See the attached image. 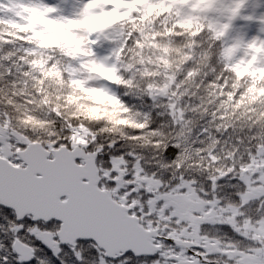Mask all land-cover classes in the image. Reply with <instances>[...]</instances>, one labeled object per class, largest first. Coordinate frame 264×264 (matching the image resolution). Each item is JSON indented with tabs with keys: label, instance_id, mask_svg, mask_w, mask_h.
Masks as SVG:
<instances>
[{
	"label": "snow or ice",
	"instance_id": "obj_1",
	"mask_svg": "<svg viewBox=\"0 0 264 264\" xmlns=\"http://www.w3.org/2000/svg\"><path fill=\"white\" fill-rule=\"evenodd\" d=\"M230 2L235 8L223 24L227 35L201 53L213 72L208 82L219 76L221 86L228 77L216 73L213 61L220 62L222 51L252 48L257 43L264 46V12L249 14V0ZM33 3L50 20L64 17L71 6L72 13L64 17L71 21L86 13L94 0ZM111 10L106 8L104 13ZM104 13L93 11L91 16ZM237 23H257L256 34L249 37L237 31ZM134 43H138L135 35L122 33L115 38L109 27L89 35L86 55L101 67L111 68L117 56L127 53ZM8 74H12L10 67ZM92 86L116 96L125 108L132 107L129 98H146L154 111L162 99L168 105L172 127L177 131L184 127L185 114L181 110L177 117L171 96H138L103 78ZM142 116L151 121L152 112ZM60 122L59 136L45 143L26 131H17L6 115L0 114V264H214L213 257H223L227 264H264V238H254L257 231L264 232V167L249 171L264 165V142L250 147L247 159L240 158L239 164L238 157L229 152L223 157L224 169L209 174L206 186L199 188L197 181L186 179L182 172L175 178L159 174L177 164L182 152L179 140L173 139L162 150L154 149L153 159L158 163L147 169L140 155L124 150L125 142L118 139L114 142L89 135L86 145L74 147L71 138L79 126ZM157 130L151 123L145 128L141 121L129 138ZM95 131L89 129L90 133ZM208 132L201 129L202 135ZM202 158L214 169L220 163L215 150L202 153ZM222 189H228L225 195H219ZM252 205L258 212L256 217L248 214ZM206 225L223 233L224 238L209 236L204 231ZM245 225L251 230L245 232ZM183 228L198 242L190 247L182 245L173 229L178 234ZM231 237L249 243L240 247Z\"/></svg>",
	"mask_w": 264,
	"mask_h": 264
},
{
	"label": "trees",
	"instance_id": "obj_2",
	"mask_svg": "<svg viewBox=\"0 0 264 264\" xmlns=\"http://www.w3.org/2000/svg\"><path fill=\"white\" fill-rule=\"evenodd\" d=\"M167 2L169 4L165 5ZM204 2L200 0L198 7H204ZM260 2L264 7V0ZM106 7H110L111 12L93 27L86 26L82 35L84 41H78L70 36V29L63 23L50 20L48 14L38 13L42 9L33 0H0V114L6 115L17 131L28 133L35 128L37 133L34 135L47 143L54 136H48L46 131L51 128L59 133L63 127L61 120L69 126L76 124L81 127L74 130L76 134L85 127L82 132L87 138L91 134L111 138L114 142L117 139L124 141V150L138 153L147 169L158 163L153 159L154 149L162 150L176 139L182 148L178 167L173 164L163 171L158 170L159 174L162 178H175L182 172L186 179L197 181L199 188L206 186L209 174L224 169L226 162L223 157L229 152L238 157L236 163L239 164L240 158L247 159L250 147L255 148L257 142H264L262 46L248 48L246 57L235 51L229 53L228 49L222 51L220 62L213 61L216 73L228 77L221 86L219 76L215 82H208L213 79V72L207 58L201 57L210 43L223 40L227 35L218 28L221 22L216 13L201 20L194 15L188 24L182 26L184 23L177 22L182 12H177L169 0H120ZM171 9L174 12H170ZM29 15L35 19L26 20ZM109 27L115 38L126 33L135 35L138 43H134L127 53L118 55L111 68H103L92 59L87 64L84 48L89 50V35ZM220 33L223 35H218ZM9 67L11 75L8 74ZM85 72L95 83L99 78L110 80L122 85V91L138 96L145 93L158 98L171 96L177 106V117H180L181 110L185 114L184 127L179 131L172 127L168 105L162 99H158L153 111L154 106L146 98H129L132 107L125 108L116 96L109 95L98 86L88 92L83 78ZM74 103L85 114H88L85 112L87 104L91 103L97 110V119L91 121L92 124L76 119L66 109ZM64 104H68L67 107ZM149 111L152 112L151 121L142 116ZM52 113L55 115H50ZM141 121H144L145 128L151 123L158 130L145 131L143 135L130 139L133 127ZM46 125L49 128L45 131L37 129ZM202 128L209 130L207 135L201 134ZM89 129L96 131L90 133ZM216 129L220 132L217 133ZM238 139L240 143H237ZM154 140L159 143L154 144ZM88 142L87 139L86 143L82 141L73 145H86ZM213 150L220 161L215 169L202 158V153ZM260 167L264 165L249 171H260ZM227 191L222 189L219 195H225ZM248 214L258 215L255 205L250 206ZM243 230L250 231L251 226L245 225ZM204 231L209 236L224 238L223 233L214 227L206 225ZM181 234L188 236L190 232L183 228L177 234L173 229L177 238ZM190 236V241L198 242L192 233ZM231 238L240 247L249 243L240 237ZM254 238L264 237L256 235ZM212 260L214 264H227L223 257H213Z\"/></svg>",
	"mask_w": 264,
	"mask_h": 264
},
{
	"label": "rangeland",
	"instance_id": "obj_3",
	"mask_svg": "<svg viewBox=\"0 0 264 264\" xmlns=\"http://www.w3.org/2000/svg\"><path fill=\"white\" fill-rule=\"evenodd\" d=\"M171 1L173 2L174 7L176 8V11L182 12L181 15H179V17L177 18V22L179 24L182 25V23H184L182 26H185V24H188L190 22L189 20L194 15H196L194 18L201 20L204 17L210 18L211 15L216 13L217 19L221 22V24H219L218 28L222 32H225L227 34L228 30L224 29L223 24L227 21L228 16H230L232 14V9L235 8V5L232 4L230 2V0H203V1H205L204 7H202V6L198 7L200 0H169V2H171ZM260 1L261 0H249L247 12L249 14H253V15H257L261 12H264L263 4ZM114 2H116V0ZM97 3L98 2L96 0H94V3L91 5V7L89 9H87L86 13H82L80 18H77V19H74L71 21L64 18V17H67L68 15H70L72 13L73 8L70 6L64 12V17L54 19V20L58 21L60 23H63L64 27H67L68 29H70V36H73L74 39L77 38L78 41H84V39L82 37L83 32H84V28L86 26L88 28L93 27L94 24L99 23V22L94 21V18L100 19V18L104 17L106 14L103 12L105 8H102V9L98 8L96 11L104 13V14H102L98 17H92L90 14L89 18H87L88 17L87 14L93 12L92 7L95 6V4H97ZM167 4H169V3L168 2L165 3V5H167ZM100 10H102V11H100ZM172 11L173 10L171 9L170 12H172ZM38 13L47 15V13L44 12L43 10H40ZM186 14H188V15L185 16ZM183 16H185V17H183ZM30 19H35V18L32 15H29L26 18V20H30ZM81 20L83 22H81ZM208 20L210 21V19H208ZM211 25H212V23H211ZM76 26H79V27H76ZM76 28H79V30L76 31ZM236 28H237V31H240L242 33H246L249 37H251V36L256 34L258 24L257 23H251V24L245 23V24L241 25L240 23H237ZM233 35H235V32H233ZM37 39L39 40L40 37L38 36ZM260 46L261 45H259V43H257L255 45V48H259ZM262 49H263L262 53L264 54V46H262ZM228 50L230 51L229 53H231L232 51L239 52L241 57H246L247 55H249L248 48H245V47H238L235 49H228ZM87 52H88L87 49L84 48V55H86ZM86 57H87V55H86ZM89 60H91V58L87 57V60H86L87 64L89 63ZM88 77L89 76H88L87 72H85L83 78L85 79V83H86V86L88 88L87 90L89 92V91L97 89V86L96 87L92 86L95 84V82L93 79L90 80ZM74 94L77 95L76 91ZM82 96L85 97L86 99L88 98L87 96H85V94H82ZM78 100H79V98H76V101H78ZM88 101H90V100H88ZM76 103L69 104L70 105L69 108H66V109L70 110L74 116H76V119H80V120L84 119V120H86V122H89V123H91V121L94 122L97 119V117L95 116V114H97V110L95 108H92V106L90 105L91 103L87 104L88 106L85 108V112L88 114L80 112V107ZM64 105L67 107L68 104H64ZM96 105H99V104H96ZM51 124H53V123L51 122ZM30 127H34V126H28V128H30ZM48 128H49V125H46L44 127H37V129H39L40 131H45ZM79 128H81V127H79ZM84 129H85V127L80 129V132H77V134L75 131V135L72 137L73 139H75L73 141V144H76V142L81 143L82 141L85 143L87 142V137L85 136L86 133L82 132V130H84ZM31 130L32 131L27 130L28 133L31 134L32 136H35L34 134L37 133V130L35 128H32ZM46 133L48 136H51V135L54 137L59 136V133L56 132L55 130L51 129V128H49L48 132L46 131ZM103 136L106 137L105 134H103ZM36 137H39V136H36ZM79 145H74V146H79ZM256 235L264 237V232L257 231Z\"/></svg>",
	"mask_w": 264,
	"mask_h": 264
},
{
	"label": "flooded vegetation",
	"instance_id": "obj_4",
	"mask_svg": "<svg viewBox=\"0 0 264 264\" xmlns=\"http://www.w3.org/2000/svg\"><path fill=\"white\" fill-rule=\"evenodd\" d=\"M186 234H187V233H186ZM186 234H185V235H182V234H181V235L179 236V238L187 239V240H191V238H192V237L190 236L191 234L188 235V236H187Z\"/></svg>",
	"mask_w": 264,
	"mask_h": 264
},
{
	"label": "water",
	"instance_id": "obj_5",
	"mask_svg": "<svg viewBox=\"0 0 264 264\" xmlns=\"http://www.w3.org/2000/svg\"><path fill=\"white\" fill-rule=\"evenodd\" d=\"M179 241H180V243H181L182 245H184V246H186V247H190V246L192 245L190 242L181 241V240H179Z\"/></svg>",
	"mask_w": 264,
	"mask_h": 264
},
{
	"label": "clouds",
	"instance_id": "obj_6",
	"mask_svg": "<svg viewBox=\"0 0 264 264\" xmlns=\"http://www.w3.org/2000/svg\"><path fill=\"white\" fill-rule=\"evenodd\" d=\"M66 35V34H65Z\"/></svg>",
	"mask_w": 264,
	"mask_h": 264
}]
</instances>
